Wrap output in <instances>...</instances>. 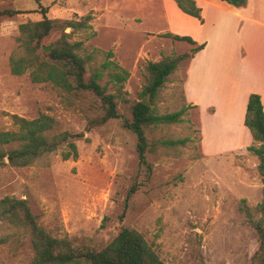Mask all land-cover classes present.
Listing matches in <instances>:
<instances>
[{
	"label": "rangeland",
	"instance_id": "rangeland-1",
	"mask_svg": "<svg viewBox=\"0 0 264 264\" xmlns=\"http://www.w3.org/2000/svg\"><path fill=\"white\" fill-rule=\"evenodd\" d=\"M170 1L177 5L175 0H42L51 19L77 20L91 13L92 28L72 34L69 41L83 42L79 53L93 57V68L112 51L111 60L130 76L118 106L121 118L86 133L89 141L77 142L78 159L64 160L61 149L28 167L0 166V199L27 200L52 237L68 238L75 247L106 246L125 226L143 234L165 264H252L258 234L239 207L242 200L251 208L262 201L264 181L259 158L248 150L253 142L235 148L246 140L236 129L237 114L229 118L232 128L223 130L225 114L218 121L203 119V136L200 113L184 97L190 59L152 102L149 95L142 97L149 62L192 50L188 42L164 37ZM4 9L23 14L0 19V128H16L12 115L33 119L47 114L59 122L58 131H84L90 119L103 114L100 99L87 92L66 96L49 83H33L27 73L13 75L10 58L23 52L19 26L42 15L28 14L38 10L33 0H0ZM57 36L55 32L44 44ZM101 84L115 92L107 74ZM144 99L160 115L187 108L182 122L146 129L150 141L189 139L185 145L150 150V178L139 164L137 136L124 124L132 120V104ZM136 182L139 189L128 198ZM34 255L27 232L0 222V264H30Z\"/></svg>",
	"mask_w": 264,
	"mask_h": 264
},
{
	"label": "trees",
	"instance_id": "trees-1",
	"mask_svg": "<svg viewBox=\"0 0 264 264\" xmlns=\"http://www.w3.org/2000/svg\"><path fill=\"white\" fill-rule=\"evenodd\" d=\"M33 1L38 5V10L30 11L28 14L39 13L42 18L20 24V36L17 40L21 43L23 52L20 55L11 56L12 74L21 76L27 73L33 83H49L66 96L91 93L100 99L103 114L90 119L85 130L78 133L58 131L59 122L47 114H40L33 119L12 115L16 128L12 130L0 128V166L28 167L43 156L61 149L64 150V160L78 159L77 142L83 139L89 141L86 133L113 119L121 118L118 106L123 100L124 84L130 76L127 70L111 60L114 56L112 51L107 53L105 63L93 68L90 65L93 57L91 55L85 57L79 53L83 42L71 43L69 41L72 34L92 28L93 15L91 13L77 20L73 18L51 19L47 16L48 8L42 4V0ZM175 1L182 12L203 21L202 9L195 0ZM222 1L235 7H245L248 3V0ZM20 14L23 12L4 9L0 10V19ZM67 29H71V33H67ZM55 32L58 36L45 45L44 41ZM164 37L188 42L192 45V50L189 53L147 64L148 82L144 87L142 97L149 95L151 102L180 64L187 59H192L205 47V44L199 45L188 36L167 33ZM50 44L52 48L45 52L44 47ZM105 74L116 88L114 93L108 91L107 84H101ZM131 109L132 120L126 119L124 124L137 136L139 164L146 168L148 178H150L153 167L148 161L149 151L156 150L159 146L185 145L189 139L150 141L146 129L160 124L171 125L182 122L187 108L160 115L156 114L152 107L138 101L132 104ZM245 126L249 129L253 139L248 150L259 158L258 170L264 181V105L259 94L252 93L249 96ZM139 186L137 182L132 185L128 198L137 192ZM239 209L246 215L247 222L258 234L259 246L252 256L251 263L264 264V187L262 201L255 208H251L246 200H242ZM256 215L259 217L257 218ZM123 217L124 214L121 218ZM2 221H7L30 235L35 253L30 264H165L143 234L131 227L122 226L117 236L106 246L100 248L91 245L75 247L68 238L52 237L39 224L38 217L31 210L27 200L13 197L0 199V222Z\"/></svg>",
	"mask_w": 264,
	"mask_h": 264
},
{
	"label": "crops",
	"instance_id": "crops-1",
	"mask_svg": "<svg viewBox=\"0 0 264 264\" xmlns=\"http://www.w3.org/2000/svg\"><path fill=\"white\" fill-rule=\"evenodd\" d=\"M195 1L202 9L203 21L182 12L170 1L171 7L165 12L167 28L163 31L205 44L187 67L186 103L199 111L203 136L207 132L203 119L218 121L225 114L220 121L223 130L232 128L229 118L237 114L236 129L243 132L242 139L246 140L235 148L247 146L253 142L245 126L249 96L259 94L264 105V0H248L245 7L222 0Z\"/></svg>",
	"mask_w": 264,
	"mask_h": 264
},
{
	"label": "water",
	"instance_id": "water-1",
	"mask_svg": "<svg viewBox=\"0 0 264 264\" xmlns=\"http://www.w3.org/2000/svg\"><path fill=\"white\" fill-rule=\"evenodd\" d=\"M51 48H52V45L47 46V47H44V51H45V52H48V51H50ZM142 102H143L144 104H146L147 106H151V104L147 101V99H144Z\"/></svg>",
	"mask_w": 264,
	"mask_h": 264
}]
</instances>
